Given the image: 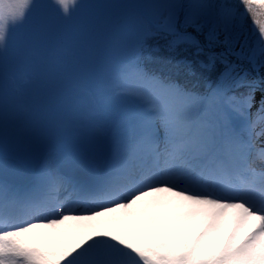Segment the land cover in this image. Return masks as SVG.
<instances>
[{"label": "snow or ice", "instance_id": "obj_1", "mask_svg": "<svg viewBox=\"0 0 264 264\" xmlns=\"http://www.w3.org/2000/svg\"><path fill=\"white\" fill-rule=\"evenodd\" d=\"M54 4L68 17L77 0ZM30 7H36L33 0H0V59L10 27L24 22ZM167 7L174 15L187 5ZM215 7L216 30L225 33L228 43L250 19L264 56V0ZM170 27L177 37L169 42L171 49L188 42L200 51L195 38ZM228 68L235 74L233 83L243 81L235 66ZM145 79L162 92L179 94L170 82ZM248 88L230 98L219 140L192 136L167 106L149 107L139 133L149 151L140 154L133 146L132 159L114 154L107 174L94 186H84L81 199L70 206L58 195L66 178L51 167L42 168L38 189L0 180V264H264V168L252 160L255 138L264 135L256 132L264 123V98L253 119L249 109L255 88ZM126 95L119 89L113 94L114 99ZM258 152L264 156V148ZM145 157L158 163L136 166L135 160Z\"/></svg>", "mask_w": 264, "mask_h": 264}, {"label": "rangeland", "instance_id": "obj_2", "mask_svg": "<svg viewBox=\"0 0 264 264\" xmlns=\"http://www.w3.org/2000/svg\"><path fill=\"white\" fill-rule=\"evenodd\" d=\"M190 3L188 22H201V12L204 9L196 1L186 0ZM35 8H29L24 22L18 25L24 32L18 31L14 36L15 42L20 46V63L15 74H4L0 76V116L3 121V146L10 153L24 159L26 164L34 167L39 173L42 168L51 167V170L60 175L58 167L66 164L73 172L75 165L83 162L101 177H104L110 170L111 161L107 154L108 135L107 131L113 136L117 135L116 127L108 128L103 113L102 98H94L81 90L84 78L79 70L62 69L65 66H74V61L80 59L77 53L90 56L98 53L104 45L102 53L104 57L101 65L90 67L86 64L81 66V70L86 73H104L112 66L113 56L122 47L129 44L124 40L132 32L140 33L143 25L142 15L150 21L148 25L162 28L163 18L171 8L168 5L174 4L173 0H77V5L72 9L71 15L65 17L54 0H33ZM204 20L207 17H203ZM22 36L20 37V35ZM59 40L60 47L64 48L60 54H49L51 59L42 61L37 55L39 47L38 39H45L53 42V36ZM123 39V43L117 46V40ZM94 45L96 47L93 49ZM117 46V47H116ZM90 53V55H89ZM6 57V54H3ZM258 63L261 72L264 74V56L257 50ZM54 59L56 70L64 72L60 76V81L66 83L73 93L74 100L68 108L57 110L49 123L43 120V114L33 111L31 106V92L39 88L40 99L44 100L48 90V83H52L54 77H50L47 65ZM2 67V66H0ZM74 72V73H73ZM58 79H55V81ZM50 81V82H49ZM123 82V83H122ZM125 83V84H124ZM230 83V82H228ZM120 84H129L130 95L122 96L131 102L139 105L144 104L148 108L150 104L164 105L169 108L175 118L181 121L186 127L191 129L192 136H204L207 138L215 137L209 128L199 118L192 119L197 115L195 107H192L193 99L184 94H171L158 90L150 82L134 75H125ZM119 81L114 85L119 86ZM126 90V89H125ZM66 94V98L68 99ZM140 97L141 99H137ZM263 94L258 91L254 94L252 107L249 114L253 119L256 118L257 110L260 107ZM120 100V99H119ZM151 101V103H148ZM41 104V101L38 100ZM109 102H113L109 100ZM116 102V101H114ZM196 106V105H195ZM36 115V116H35ZM217 112L212 111L207 114L209 120L216 118ZM198 116V115H197ZM225 120V117L223 116ZM155 117H153V122ZM145 121H141L143 124ZM38 124V125H37ZM224 124V123H223ZM222 124V127H223ZM40 125V126H39ZM39 126V127H38ZM264 131V123H258L256 132ZM139 130L132 128L125 129L121 134L124 159H132V142L137 137ZM216 138V137H215ZM220 139V137L218 136ZM218 139V140H219ZM161 144V150L164 148ZM264 148V135H257L255 138V150ZM4 150V149H3ZM5 151V150H4ZM6 152V151H5ZM8 152V153H9ZM113 154H117L113 149ZM145 154L148 151L142 149L137 151ZM7 153V152H6ZM74 154V155H73ZM45 159L46 165L40 163V159ZM254 165L260 169L264 168V156L259 152L252 153ZM153 159H136V166L141 164L155 165ZM155 162H158L155 160ZM162 163V162H161ZM63 188L59 191L60 201L67 206L69 200H73L79 190L78 182L75 179L66 180ZM39 188V183L34 186ZM70 196V199H66Z\"/></svg>", "mask_w": 264, "mask_h": 264}, {"label": "trees", "instance_id": "obj_3", "mask_svg": "<svg viewBox=\"0 0 264 264\" xmlns=\"http://www.w3.org/2000/svg\"><path fill=\"white\" fill-rule=\"evenodd\" d=\"M174 4L189 5L186 0H173ZM201 6H204L201 13V22L191 23L186 19L189 12L183 7V13L180 8L171 9L163 18L162 28L156 29L147 17L141 16L143 25L140 33L132 32L124 36V40L129 44L122 47L115 54L112 66L104 73H86L80 70L83 76L84 88L87 93H93L103 98L111 90L114 83L119 81L127 72L138 74L142 77L155 76L163 81L170 82L175 86V90L191 97L196 104H206L208 109H219L221 101L230 100L249 91L248 85H254V94L260 91L264 96V74L261 72L258 63L257 50H260L257 30L252 25L250 19H246L242 29L235 30V39L231 44L225 38L223 31H217V24L214 17L218 14L219 9L215 7L220 3L237 5L239 0H196ZM203 17H207L206 20ZM175 31L192 38L199 42L200 51L188 42H179L174 49L169 47V42L177 39L172 31ZM24 32V29L18 25L10 27L9 41L7 44L6 57L2 55L0 59V73L2 70H12L20 60V46L14 44L16 33ZM22 34L20 35V37ZM147 39L142 54H139V46ZM39 47L37 52L40 56H45L47 50L53 51L60 47L58 38L54 35L53 42H47L45 39H38ZM120 46L123 39L117 40ZM116 46V47H117ZM94 49V48H93ZM243 49V51H242ZM90 55V53H89ZM254 55L251 61L247 58ZM210 57L214 59L210 60ZM104 57L98 53H92L85 56V61H81V66L89 64L91 66L101 65ZM236 67L240 76L244 77L240 83H228L229 78L235 75L229 71L228 66ZM54 78L56 70L48 67ZM55 80V79H54ZM57 84L49 85L46 97V111L50 114L59 107L65 100L66 94L60 90ZM209 102V105H208ZM104 109L105 120H112L116 115H124L125 126L139 124L142 115L137 106L124 101L115 102L113 105L108 104Z\"/></svg>", "mask_w": 264, "mask_h": 264}, {"label": "water", "instance_id": "obj_4", "mask_svg": "<svg viewBox=\"0 0 264 264\" xmlns=\"http://www.w3.org/2000/svg\"><path fill=\"white\" fill-rule=\"evenodd\" d=\"M0 165H1L0 169L1 168H10L11 169V168H23V167H25V165L23 164V162L19 158L12 156L10 154H5L2 151H0ZM0 174L1 175H4V174L8 175V173L3 169L0 170Z\"/></svg>", "mask_w": 264, "mask_h": 264}, {"label": "bare ground", "instance_id": "obj_5", "mask_svg": "<svg viewBox=\"0 0 264 264\" xmlns=\"http://www.w3.org/2000/svg\"><path fill=\"white\" fill-rule=\"evenodd\" d=\"M76 193H77V194H80V193H81V189H79Z\"/></svg>", "mask_w": 264, "mask_h": 264}]
</instances>
